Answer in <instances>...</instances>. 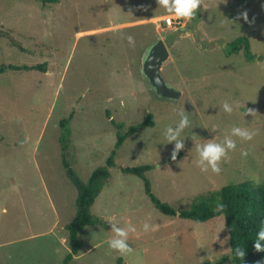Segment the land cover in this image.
<instances>
[{
	"label": "rangeland",
	"instance_id": "rangeland-1",
	"mask_svg": "<svg viewBox=\"0 0 264 264\" xmlns=\"http://www.w3.org/2000/svg\"><path fill=\"white\" fill-rule=\"evenodd\" d=\"M242 11L249 22L237 18ZM167 17L176 16L157 0H0V64L47 63L46 72L0 75V264H63L70 252L65 226L76 214L77 189L63 168L59 138L60 122L72 112L69 159L85 182L116 145L112 119L126 131L151 113L154 126L118 150L91 208L103 224L82 231L70 264H233L221 262L231 253L223 215L205 223L166 216L143 181L122 168L151 165L153 193L177 210L228 184L264 183V0H200L193 18L179 17L181 26H167ZM238 38H248L263 60H247L244 49L229 55ZM159 39L170 53L162 75L182 91L178 101L158 99L143 75ZM247 108L255 112L244 115ZM182 113L190 125L171 160L174 142L163 133ZM233 126L254 131L253 139L233 136L237 147L219 162L220 172L201 170L197 146L223 143ZM108 216L117 227H135L128 234L133 252L109 248ZM144 223L155 230L145 232Z\"/></svg>",
	"mask_w": 264,
	"mask_h": 264
},
{
	"label": "trees",
	"instance_id": "trees-1",
	"mask_svg": "<svg viewBox=\"0 0 264 264\" xmlns=\"http://www.w3.org/2000/svg\"><path fill=\"white\" fill-rule=\"evenodd\" d=\"M44 5L57 3L58 0H40ZM244 49L247 60H263V57H256L250 46L248 38H238L229 43L228 54L238 53ZM47 71V63L39 65H14L0 64V75L7 71ZM74 117L72 112L67 118L60 122L62 134L59 138L61 145V156L63 168L69 180L77 189L76 214L72 222L65 226L68 232V243L70 252L64 258L63 264H70L74 256L82 249L80 234L82 231L95 225L103 224L102 219L91 213V208L96 199L101 194L103 188L110 178V169L115 166V158L118 150L123 146L129 136L140 132L145 127L154 126V115L149 113L139 124L132 125L124 131L125 124L111 120L117 129V142L111 151L104 166L96 168L89 179L85 182L74 171L69 159V148L71 141L70 124ZM108 117H111L108 113ZM173 160V159H171ZM151 165L135 167H124L122 172L127 175L139 177L144 184V190L154 206L164 215L169 217L179 216L182 219L192 220L198 223H205L215 217L223 215L229 233L230 256L223 257L222 263L232 261L233 264H264V252H257L253 247L255 233L260 225L264 223V183L242 182L228 184L218 191H211L199 195L194 200L190 208L177 210L168 203L162 202L152 190V184L147 177V172L152 170ZM224 205L223 209H218L217 205ZM243 247L245 256L243 259L234 256V248ZM202 264H209L204 262Z\"/></svg>",
	"mask_w": 264,
	"mask_h": 264
},
{
	"label": "clouds",
	"instance_id": "clouds-1",
	"mask_svg": "<svg viewBox=\"0 0 264 264\" xmlns=\"http://www.w3.org/2000/svg\"><path fill=\"white\" fill-rule=\"evenodd\" d=\"M159 7H163L167 13L173 14L176 17L191 19L197 14V10L200 8V0H157ZM238 19L242 18L245 22L248 21L247 11H242L238 14ZM127 41L130 46H134V37L132 35H127ZM222 108L226 113L233 112V106L225 101L222 104ZM255 111L247 108L244 115H252ZM190 120L188 115L181 114L178 124L175 128L172 126H167L163 137L164 139L171 143L174 142V147L171 153V158L176 159L177 153L184 147L182 141L181 133L182 131L189 127ZM255 135L254 131L249 130L245 127L233 126L230 130V135L225 136L223 143L209 141L202 145L197 146L198 160L196 163L203 171L211 169L214 173L220 172L219 162L222 159L227 158L228 153L235 150L237 145L236 141L232 137H239L241 140L250 141ZM28 137H25V142H27ZM242 155H247L246 152H242ZM218 209H223L224 205L218 204ZM108 223L112 225V232L114 236L109 240V248L117 250L120 253H131L134 249L128 243L129 232H135L136 229L132 225H126L123 227H117L118 222H113L114 218L108 216L105 218ZM155 230L156 226H150L148 223L143 224V230L145 232ZM253 247L257 252H264V223L260 225L259 230L255 233L253 240ZM234 256L236 258L243 259L245 256V250L243 247L236 246L234 248Z\"/></svg>",
	"mask_w": 264,
	"mask_h": 264
},
{
	"label": "water",
	"instance_id": "water-1",
	"mask_svg": "<svg viewBox=\"0 0 264 264\" xmlns=\"http://www.w3.org/2000/svg\"><path fill=\"white\" fill-rule=\"evenodd\" d=\"M169 57L165 42L157 40L143 62V75L158 99L178 101L182 97V91L169 85L162 75V67Z\"/></svg>",
	"mask_w": 264,
	"mask_h": 264
},
{
	"label": "built area",
	"instance_id": "built-area-1",
	"mask_svg": "<svg viewBox=\"0 0 264 264\" xmlns=\"http://www.w3.org/2000/svg\"><path fill=\"white\" fill-rule=\"evenodd\" d=\"M166 25L169 27H174V26H181L183 22L179 17H167L165 19Z\"/></svg>",
	"mask_w": 264,
	"mask_h": 264
},
{
	"label": "crops",
	"instance_id": "crops-1",
	"mask_svg": "<svg viewBox=\"0 0 264 264\" xmlns=\"http://www.w3.org/2000/svg\"><path fill=\"white\" fill-rule=\"evenodd\" d=\"M153 18L148 19V22H150Z\"/></svg>",
	"mask_w": 264,
	"mask_h": 264
}]
</instances>
